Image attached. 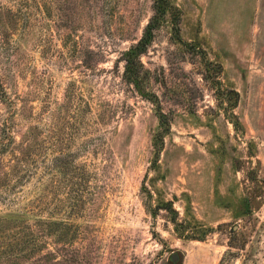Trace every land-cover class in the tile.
Returning a JSON list of instances; mask_svg holds the SVG:
<instances>
[{
    "label": "rangeland",
    "instance_id": "374dc122",
    "mask_svg": "<svg viewBox=\"0 0 264 264\" xmlns=\"http://www.w3.org/2000/svg\"><path fill=\"white\" fill-rule=\"evenodd\" d=\"M171 2L181 41L165 24L141 57L170 122L153 163L156 106L118 61L152 0H0L28 15L0 22V81L21 134L37 127L42 142L0 216L64 224L58 242L43 228L54 257L23 264H264V0ZM56 156L75 168L55 171Z\"/></svg>",
    "mask_w": 264,
    "mask_h": 264
},
{
    "label": "trees",
    "instance_id": "16d2710c",
    "mask_svg": "<svg viewBox=\"0 0 264 264\" xmlns=\"http://www.w3.org/2000/svg\"><path fill=\"white\" fill-rule=\"evenodd\" d=\"M13 3L14 0H11ZM24 4H19L17 10L4 6L0 3V22H28V15L22 14L21 7ZM152 15L142 30V34L135 43L131 44L127 49L120 53L119 62L123 63L122 80L125 84L131 86L139 96L147 99L156 106V117L158 119L159 129L155 135L153 146L155 148V157L153 163L158 161L159 154L163 148V138L170 131V122L166 114H164L155 94L145 91L144 82L146 79V71L141 63V57L147 52L148 48L154 41L155 33L165 24L171 26L173 36L177 41H181L179 33L180 12L172 4L171 0H152L151 5ZM9 30L15 29L14 25L10 26ZM5 28L0 26V32L3 33ZM5 36V34H2ZM216 100L220 102V90L216 89ZM234 97H238L235 92H229ZM231 101V97L228 100ZM0 105H4L7 109V117L0 115V202L16 201L15 194L19 198V188L27 183L32 175L38 173L37 168L29 169V160L33 156H40L41 141L38 140L40 130L37 127L26 128L27 133H23L19 124L15 120L16 116L23 112L17 111L14 103L7 97L3 85L0 81ZM235 105V103L233 104ZM232 106L228 105L225 111L230 110ZM4 116V117H3ZM233 114H229L231 124L235 129H238L239 124L236 120L232 121ZM20 133V136H16ZM19 138V140H17ZM73 160L54 157L55 171L62 172L74 169ZM74 173V171H72ZM16 192V193H15ZM15 197V198H14ZM170 202L164 204V210L172 211ZM156 210L160 208L156 207ZM27 212H11L7 216H0V264H23L25 261H41V258H47L50 255H56V249L49 251L47 255H43L44 226L49 227L50 234L57 237L59 241V227L63 226L62 222L43 220V218H35L33 225L27 222ZM175 224V219L173 220ZM177 224V223H176ZM36 231H35V230ZM37 255V256H36ZM57 263V258H53Z\"/></svg>",
    "mask_w": 264,
    "mask_h": 264
},
{
    "label": "water",
    "instance_id": "95a60500",
    "mask_svg": "<svg viewBox=\"0 0 264 264\" xmlns=\"http://www.w3.org/2000/svg\"><path fill=\"white\" fill-rule=\"evenodd\" d=\"M177 259H178L177 254L174 253V254L171 255V261L172 262H176Z\"/></svg>",
    "mask_w": 264,
    "mask_h": 264
}]
</instances>
